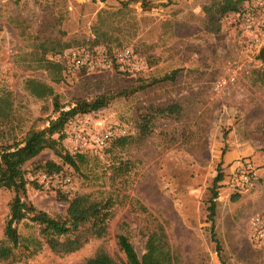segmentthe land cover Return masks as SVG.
<instances>
[{"label": "rangeland", "instance_id": "obj_1", "mask_svg": "<svg viewBox=\"0 0 264 264\" xmlns=\"http://www.w3.org/2000/svg\"><path fill=\"white\" fill-rule=\"evenodd\" d=\"M215 1L0 0V148L23 145L31 129L49 126L80 98L127 91L85 113L94 128H123L124 145L114 140L87 149L77 166L46 148L24 165L26 200L51 216L66 215L60 192L111 199L107 233L56 253L27 217L16 224L15 257L0 264H78L101 252L121 262L119 235L142 256L149 234L161 229L174 264H264V236L252 223L259 216L264 225V61L258 58L264 0H246L239 12L214 18L203 7ZM247 10L255 19L252 32L241 19ZM70 48L102 49L112 66L68 68L56 56ZM127 48L137 68L119 63L117 53ZM30 79L53 94L37 95ZM174 102L180 112L156 115L150 134L140 137L141 115ZM69 121L61 146L77 155ZM48 161L61 169L49 172ZM239 161L256 167L251 189L227 183ZM40 172L50 181L41 182ZM219 172L224 180L211 217ZM14 195L0 187V244L12 245L4 230Z\"/></svg>", "mask_w": 264, "mask_h": 264}, {"label": "trees", "instance_id": "obj_2", "mask_svg": "<svg viewBox=\"0 0 264 264\" xmlns=\"http://www.w3.org/2000/svg\"><path fill=\"white\" fill-rule=\"evenodd\" d=\"M246 0H216L210 5H205L204 11L210 13L211 17H221L228 13L239 12ZM214 10V11H213ZM258 58L264 61V47L261 49ZM28 86L37 95H44L47 91L53 94L50 86L42 85L40 82L30 79ZM126 90L116 93H103L94 99H78L76 104L67 109L61 110L57 102L56 109L61 110L57 118L53 119L49 126L42 129H31L24 140L23 145L0 148V187L11 189L15 192L10 203V217L5 226V235L12 245L0 244V258L8 260L15 257L14 248L20 243V234L16 224L24 218L29 217L40 225V233L44 237L49 248L56 253H70L80 249L90 236H103L108 230V220L111 216L113 201L111 199L93 198L91 194H76L69 197L62 192L59 199L67 202L66 215L64 217L51 216L26 200L27 179L24 165L29 160L38 156L46 148H52L61 156L65 162L77 166L76 158H83L79 153L73 155L63 150L61 141L65 137L64 129L68 121L77 114L90 113L106 107L117 95L126 94ZM180 104L170 103L160 108L151 107L141 115L140 137H147L152 130V122L156 115H170L180 112ZM55 134H59L55 137ZM118 144L124 145L127 136L117 140ZM49 172L59 171L61 167L48 161ZM224 180V174L219 172L214 179L212 203L209 207L210 216L216 213L215 198L218 196L216 188ZM121 250L126 255V260L118 262L109 254L101 252L95 257L78 264H174L173 254L168 247L166 234L163 229L153 231L149 234L145 252L139 256L134 244L125 234L119 235Z\"/></svg>", "mask_w": 264, "mask_h": 264}, {"label": "built area", "instance_id": "obj_3", "mask_svg": "<svg viewBox=\"0 0 264 264\" xmlns=\"http://www.w3.org/2000/svg\"><path fill=\"white\" fill-rule=\"evenodd\" d=\"M239 16V15H238ZM244 29L252 32L255 27V19L250 10L241 15ZM256 36L252 37L255 40ZM57 60L63 62L68 68L78 69L81 66L107 68L112 66V59L102 49L70 48L57 54ZM117 59L123 66L128 64L137 68L134 53L130 48L117 53ZM232 79H235L233 77ZM88 114L81 115L69 121V136L72 138V153H83L90 148H107L110 143L125 134V130L119 126L97 129L93 127V121ZM41 182H49L51 176L48 172H40ZM258 173L252 162H237L233 165L227 183L233 189H251L257 184ZM253 225L261 236H264V225L259 216L252 220Z\"/></svg>", "mask_w": 264, "mask_h": 264}]
</instances>
